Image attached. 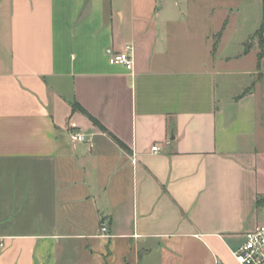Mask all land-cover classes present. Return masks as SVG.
<instances>
[{"label":"crops","instance_id":"crops-1","mask_svg":"<svg viewBox=\"0 0 264 264\" xmlns=\"http://www.w3.org/2000/svg\"><path fill=\"white\" fill-rule=\"evenodd\" d=\"M263 21L264 0H0V264H234L264 223Z\"/></svg>","mask_w":264,"mask_h":264},{"label":"built area","instance_id":"built-area-1","mask_svg":"<svg viewBox=\"0 0 264 264\" xmlns=\"http://www.w3.org/2000/svg\"><path fill=\"white\" fill-rule=\"evenodd\" d=\"M110 62L122 64L127 69L133 70L135 65L134 47L127 45L123 52L110 54ZM75 136L80 140L86 139L85 135L80 132H76ZM153 150L157 151L158 146H153ZM108 233V227L103 225L101 236L108 237ZM233 256L234 264H264V223L246 232L245 241L233 251Z\"/></svg>","mask_w":264,"mask_h":264},{"label":"trees","instance_id":"trees-1","mask_svg":"<svg viewBox=\"0 0 264 264\" xmlns=\"http://www.w3.org/2000/svg\"><path fill=\"white\" fill-rule=\"evenodd\" d=\"M264 31V21H263V24H262V26H261V29L259 30V32H258V34L261 36V45H262V47L264 48V42H263V40H262V32ZM220 36V33L219 34H217V38L216 39H218V37ZM216 42H217V40H215V49H216ZM248 46L246 47V51H248ZM262 55H264V51H262L261 53H260V57L262 56ZM73 110L74 111H80V112H82L83 114H85L95 125H97L101 130H103V131H106V132H108L109 130L96 118V117H94L90 112H88L81 104H79L78 102H75V103H73ZM114 136V135H113ZM114 138L115 139H117L121 144H123L117 137H115L114 136Z\"/></svg>","mask_w":264,"mask_h":264},{"label":"rangeland","instance_id":"rangeland-1","mask_svg":"<svg viewBox=\"0 0 264 264\" xmlns=\"http://www.w3.org/2000/svg\"><path fill=\"white\" fill-rule=\"evenodd\" d=\"M130 260V258H128Z\"/></svg>","mask_w":264,"mask_h":264}]
</instances>
